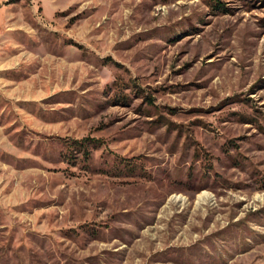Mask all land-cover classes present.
<instances>
[{"label":"rangeland","instance_id":"rangeland-1","mask_svg":"<svg viewBox=\"0 0 264 264\" xmlns=\"http://www.w3.org/2000/svg\"><path fill=\"white\" fill-rule=\"evenodd\" d=\"M0 264H264V0H0Z\"/></svg>","mask_w":264,"mask_h":264},{"label":"trees","instance_id":"trees-1","mask_svg":"<svg viewBox=\"0 0 264 264\" xmlns=\"http://www.w3.org/2000/svg\"><path fill=\"white\" fill-rule=\"evenodd\" d=\"M91 141V142H95L96 140L94 138H88V137H84L80 140L76 139V140H73V143H76L78 144L79 146H82V147H86L87 143Z\"/></svg>","mask_w":264,"mask_h":264},{"label":"bare ground","instance_id":"bare-ground-1","mask_svg":"<svg viewBox=\"0 0 264 264\" xmlns=\"http://www.w3.org/2000/svg\"><path fill=\"white\" fill-rule=\"evenodd\" d=\"M200 197H201V195H200Z\"/></svg>","mask_w":264,"mask_h":264}]
</instances>
